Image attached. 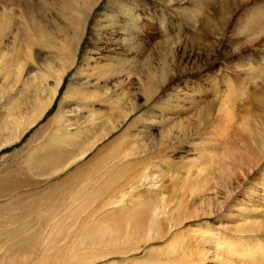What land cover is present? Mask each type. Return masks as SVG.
I'll return each instance as SVG.
<instances>
[{"label": "rangeland", "instance_id": "1", "mask_svg": "<svg viewBox=\"0 0 264 264\" xmlns=\"http://www.w3.org/2000/svg\"><path fill=\"white\" fill-rule=\"evenodd\" d=\"M2 29L6 45H0V52H9L19 31L16 46L21 49L15 55L22 78H36L39 85L35 92L29 84L21 103L24 116L36 106V97H49L58 76L64 78L48 110L19 141L0 150V224L32 220L3 210L17 197L21 204L26 195L32 199L48 188L51 193L44 199L55 207L42 200L37 215H66L70 210L63 202L80 198L76 202L81 204L98 197L106 205L96 214L102 226L116 225L121 236L134 229L139 236L130 243L138 251L130 255L123 253L125 245H108L107 238L94 241L91 231H83L67 251L75 254L70 257L64 256L63 235L56 228L51 246L62 248L47 251L56 257L41 261L31 256L40 251H31L29 258L12 260L1 253L0 264H264V0H0ZM73 77L74 82L81 77V83ZM72 92L80 95L70 97ZM61 103L69 111L68 130H80L76 133L84 142L78 140L83 145L75 151L84 154L61 172L38 175L31 157L42 153L37 149L41 142H51L57 129V122H51ZM10 119L22 121L15 115ZM128 148L151 157L136 169L147 177L136 184L124 182V174L115 177L123 169L111 167ZM171 176L181 185L189 180L188 196H196L199 204L188 211L201 213L213 201L212 217L175 223L192 250L173 245L172 234L161 241L157 236L165 229L155 207L170 203ZM110 184L122 185L124 197L102 201L109 196L102 189ZM143 205L149 209L142 211ZM109 210L117 212L109 215ZM61 216L59 221L72 220ZM129 218L136 228L128 227ZM53 223L51 217L48 224ZM200 227L208 235L199 234Z\"/></svg>", "mask_w": 264, "mask_h": 264}, {"label": "bare ground", "instance_id": "2", "mask_svg": "<svg viewBox=\"0 0 264 264\" xmlns=\"http://www.w3.org/2000/svg\"><path fill=\"white\" fill-rule=\"evenodd\" d=\"M9 33H10V31H9ZM5 34H6V31L4 29H2L0 32V45H6L5 44ZM13 35H14L13 39H12L13 42H12V45L9 47V52L7 54L6 53L2 54L0 52V150L5 145L14 144L17 141H19L21 139V137L24 135L23 132H25V130L27 128H29L30 125L34 124L35 121L39 117H41L44 114V112H46L45 110H48V108L52 105L54 98L57 96L58 90H59V88L63 82V78H64L63 76L62 77L58 76L56 81H55L56 82L55 86L50 91L51 93H50L49 97H46V99H44V100H37L38 97H36V101L34 100V102H36V106L34 108H32L33 110L31 112H29L27 116H24L25 113H24V111H22L23 107L21 106V103H23L26 99V95H27V92L29 90L28 89L29 84H31V83L34 84L33 87H35V88H33V90H35V92L37 91L36 89H39V87H38L39 85H37L36 78H35V80L32 79L33 82H30L29 79H27L25 77L22 78V72H21L22 70L19 68V63L17 62V61H19V58H16V55H15V52L17 50L21 49L19 46H18L19 49L17 48L16 42L21 40L22 37H21L19 31H16L15 34H13ZM10 51H12V53H13V54H11L12 58H10ZM85 57H87V56H85ZM80 71H83V69ZM80 75L78 74V76H80ZM75 78H77V77H75ZM74 80H76V79H74V77H73V82H74ZM42 81H40V82H42ZM75 82L81 83V77H78V80ZM69 86H71V85H69ZM30 89H32V88L30 87ZM76 93H79V92H76ZM76 93L74 94L72 92L70 94L72 96H70V97H73V94H74V96H76ZM80 93H81V91H80ZM80 93L78 95H80ZM28 94H29V92H28ZM81 96H79V98L82 101L83 98H81ZM2 98H4V100H2ZM75 99L73 98V100H75ZM65 102H67V101H65ZM63 104L64 103L59 104L58 111L53 116V120L51 122L52 124L57 122L56 131L54 132L53 135H50V136H52V138L50 139L51 142H49L48 144H46L45 142H41L43 145L39 146L37 149H41L42 153L39 155V157L36 155H32V157H31L32 165H36V168L38 170L37 171L38 175H45L46 174L48 176H51L52 174H55L57 172H61L64 169H66V167L71 166L72 164L75 165L74 163H77L82 158V154H84V151L76 153L77 149H79V148L81 149V146L84 144V142L79 139V135H77V133H76L80 130H77L74 132L71 130L70 131L68 130L66 122L69 120V118H68L69 114L68 115H65V114H66V112L68 113L69 111L65 110V106ZM80 106H81V104H78L79 108H80ZM27 111L28 110H26V113H27ZM13 115L16 116V119L18 116V118L22 121L19 124H17V122H14L16 120L13 121L10 119ZM78 140H80L83 144ZM142 152H143V150H142ZM141 154H142L141 150L138 152L137 149L135 150V148H130V149L128 148V149L124 150V152L123 151L119 152V154L114 157L115 161L113 163H111V167H113L116 171L123 169V172H118L119 174L115 175V177L118 175L120 176V174L121 175L124 174L125 178L124 177H122V178H124V182H127V184L128 183L136 184L137 182L138 183L142 182L144 180L143 178L146 177L144 174L145 171L143 173L141 172L140 174H138L137 173L138 171L136 169H138V167L140 168V166L144 167L147 163V159H151V157L145 156L143 158V155H141ZM45 156H48L51 158H49V160H47L44 158ZM43 159H45V160H43ZM61 160H64V161H61ZM40 166H42L44 169L40 170ZM120 167H124V168H120ZM132 169H134V170H132ZM110 170H112V169H110ZM114 171H113V173H114ZM108 173L109 172H107V175H108ZM103 175H106V174H103ZM163 175L167 176L166 174H163ZM115 177H114V180L117 181L118 179L116 180ZM176 177L179 178L180 175H176ZM176 177L174 178L173 176H171L169 178V180H171V186L173 187V191H172L173 194H171L172 196L170 199V203L172 205L170 206V203H166V204L161 205L162 204L161 203L160 204L161 206H158L156 204L157 206L155 207L156 211L161 210V212H158L157 217H159L160 214H163L162 215L163 217L161 220H162L163 229H165L164 232L161 230L162 233H160L157 236H160L159 239L161 241V240H165L166 238H168L172 234V237H173L175 244H173V243H171V244L176 245L177 248H180V249L189 248V250H190V248H191V250H192L193 246H191V242H187L186 233H184L182 231L179 232L180 230L178 229V226H180V224H175V223L178 221H181L183 219H185V221H189L190 219H187V217L198 216V215H202V216L206 215V217H207V214H208V215H210V217H212L214 212L212 209L213 207H211L210 204L212 203V205H213V201H211L208 204V208L203 209V211L201 213H199L198 210L188 211V209L191 206L199 204L197 202V197L194 195L188 196V191H187V185H188V181H189L188 178L184 179V182L181 185L179 183L180 179H177ZM77 178H79V175ZM164 178H166V177H164ZM112 180H113V178H112ZM114 183L115 182H113V184ZM164 183L165 182L162 181V186ZM127 184H123V185L126 186ZM104 187L105 188L102 190L105 192L104 193L102 192L101 194L109 195V196H106L107 200H106V198H103L104 200L102 199V201H111L113 198V195H117L116 199H118V198L120 199V198L124 197L123 195L119 194L120 188L122 187V185L119 186L117 184L115 186V185L110 184L109 186H104ZM128 188H130V187H128ZM107 189H109L108 191H111V192L109 193L107 191ZM58 190H60V189H58V187H56L55 191H58ZM48 191H49L48 188H46V189L42 188L40 191L36 192V194L31 195L34 197L32 199H29V195H26L24 198L25 199L24 202H22L21 204L17 203V201L20 200L21 197H17L15 199L14 203H12L10 205H9V203L7 204V207L3 211H11V212L14 211L15 214L18 216H21L23 214H27V216H25V217L27 218L29 216H32V220H30V219H29V221L21 220V221H18V223H15L13 226H10V227L5 226L6 222L4 220L1 221V224H0V244H1L0 245V254L2 253V256L0 255L1 257L7 258L9 256V257H11V259L12 258L14 259V258H17L18 256H24V257L29 258V256H30L29 252H31V251L32 252L40 251V253L37 252V253L31 254V256H33L37 259H41V258H44L47 256L56 257V255H53V253H50L51 252L50 250L52 248L57 249V251H60V248H62L60 246L57 247L56 246L57 244L56 245L53 244L51 246V243L55 241V239L52 238V235L54 233H56V228H59L60 229L59 233L61 235H63L62 241L64 242V244L62 246H63L64 251L67 253L64 256H68V255H70V257L75 256L74 253L69 254L67 251L73 248V246L76 244V242L80 239V235L83 233V231H91L90 235H92V240H94V241L100 240L102 242V241L106 240L105 238H107L108 243H112V244H108V245H118V244L119 245L120 244L125 245V249H123L124 252L122 251L124 254L130 253L132 250L138 251V249H137L138 247L136 245L134 246V245L130 244V243H133V241H135L134 237H136V235H137V231H135L133 229L135 227V226L133 227V225H136V224L134 222H132V220L130 218L127 220V225H128V227H130V229H133V230H131V233H130V230H128L126 235H124V236H121L120 230L117 228L116 225H114L113 227H112V225L111 226L110 225H106V226L101 225L102 219L98 220L96 217V214L100 210H102V208L104 209V207L106 206L105 203H103V202L99 203V201H101L100 200L101 198L100 199L98 197L97 198H89L90 202L88 201L86 203H81V204L76 202V201H80V198L69 199V202L67 205L64 204V202H63V208L64 207H65V209L67 208L68 210H70L71 213L68 212L69 214L62 215V216H66V218H71L72 220L70 222L59 221L57 218H58V216H61V215L58 213L56 215L53 212L52 213L50 212L49 214H47V215L45 214L42 216H39L40 214L37 215L38 210H40V208L43 205L42 200H46L45 202H47V200H49V199H44V198H46V196L48 194L50 195L51 192L48 193ZM114 192H116V193L114 194ZM121 193H123V192H121ZM124 195H126V193ZM145 196H147V195H145ZM108 197H109V200H108ZM121 200H123V199H121ZM63 201H65V199H63ZM48 202L46 203V205L47 206L50 205L49 206L50 209L53 208V206L55 207V205L48 204ZM59 204L61 205V203H59ZM124 204H126V203H124ZM113 206H116V204ZM113 206H111V207H113ZM154 206L155 205H153V207ZM224 206L225 205H222L221 212H223ZM146 207H147L146 205H143L141 207V210L142 211L148 210L149 208L146 209ZM78 209H80V210L78 211ZM74 210H77V212H75ZM151 210H152V208L150 209V211ZM156 211H153V212H156ZM73 212H75V213H73ZM82 212L83 213L85 212V216H83V217H85L84 219H82ZM116 212H117L116 210H112V211L109 210L108 214L114 215ZM187 213H190V214L188 215ZM106 216H107V214H106ZM51 217H53L54 223L50 225V224H48V222H49ZM218 217H220V216H218ZM143 218H144V216H143ZM36 219H37V221H36ZM38 225H39L38 228L43 227V226H46V227H44L45 229L34 228L35 226H38ZM120 225H121V223H120ZM200 228H202V229L200 230ZM200 228L198 229L199 234H203L204 236L208 235L206 230H203V227H200ZM255 229H258V228H255ZM154 230H156V229H154ZM263 230H264V228H263ZM104 231H108L109 234L105 235ZM133 233H134V235L131 236ZM158 233H159V231H158ZM55 236H57V235H55ZM137 236H139V235H137ZM149 239H151V238H149ZM152 241H155V239L149 240V241L144 242V243L148 244V243H151ZM2 244H5V245L2 246ZM48 250L50 251L49 253L47 252ZM119 250H117V251H119ZM203 251H205V250H203ZM115 252H114V254H115ZM183 252L188 253L189 251H188V249H187V251L185 249V251L183 250ZM192 252L194 254L195 251H192ZM197 252L198 251H196V253ZM205 252H207V250ZM150 253H152V250L150 251ZM172 253H174V252H172ZM177 253H178V250L176 251V253H174L175 256L177 255ZM131 254H134V253L131 252L130 255ZM189 254L193 255L191 253H189ZM194 255H195V257H197L196 254H194ZM132 256H134V255H132ZM152 256H153V254H152ZM169 256H170V252H169ZM199 256L202 257L201 254ZM49 257H48V259H49ZM182 257L180 256L181 259H182ZM165 259L166 258L164 257V260ZM196 259H198V257ZM24 260H26V259L24 258ZM176 260H178V258ZM198 260H201V258ZM32 261H33V259H32ZM41 261H42V259H41ZM14 262H17V261L14 260ZM182 262H183V260H182ZM198 262H200V261H198ZM10 263H12V262H10ZM17 263H19V262H17ZM27 263L28 262H25L23 264H27ZM192 263H195V262H192ZM8 264H9V262H8ZM189 264H191V263H189ZM233 264H235V262Z\"/></svg>", "mask_w": 264, "mask_h": 264}]
</instances>
